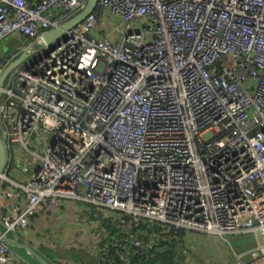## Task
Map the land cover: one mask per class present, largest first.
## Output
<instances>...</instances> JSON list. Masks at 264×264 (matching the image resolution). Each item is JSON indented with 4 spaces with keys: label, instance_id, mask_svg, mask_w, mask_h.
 <instances>
[{
    "label": "built area",
    "instance_id": "2783aa9c",
    "mask_svg": "<svg viewBox=\"0 0 264 264\" xmlns=\"http://www.w3.org/2000/svg\"><path fill=\"white\" fill-rule=\"evenodd\" d=\"M86 2L0 0V76L26 55L0 101V264L69 202L97 264H198L189 233L253 238L233 263L264 264V0H98L44 43Z\"/></svg>",
    "mask_w": 264,
    "mask_h": 264
},
{
    "label": "crops",
    "instance_id": "0c3cea01",
    "mask_svg": "<svg viewBox=\"0 0 264 264\" xmlns=\"http://www.w3.org/2000/svg\"><path fill=\"white\" fill-rule=\"evenodd\" d=\"M65 206L67 210L63 212V208H59L56 214L41 208L40 215L25 232L9 234L13 243L10 246L11 264H41L37 258L49 264H55L53 259H57L56 264H97L93 246L96 226L81 220L76 204L69 202ZM187 237L194 245L200 239L191 233ZM168 253L171 252L162 248L142 264H153L154 258ZM225 260L223 264H234L232 256Z\"/></svg>",
    "mask_w": 264,
    "mask_h": 264
},
{
    "label": "rangeland",
    "instance_id": "374dc122",
    "mask_svg": "<svg viewBox=\"0 0 264 264\" xmlns=\"http://www.w3.org/2000/svg\"><path fill=\"white\" fill-rule=\"evenodd\" d=\"M112 22L117 24L116 19H112ZM8 40L9 41H5L0 45V53H7L8 49L10 51L14 50L16 44L14 42V40H16L15 36L11 35ZM10 41H13V43ZM83 221L92 223L90 219H84ZM199 237L200 239L196 240V244L191 250V253L194 256L193 258L198 264H223L225 259H228L231 256L234 257L232 249L241 254L250 248L253 243V238L245 236L228 237L230 244L225 243V240L218 236L200 235ZM216 241L219 243H216ZM183 260V256L179 258L178 255L173 252L166 255L161 254L154 258L152 262L153 264H182ZM226 261L227 260H225V263Z\"/></svg>",
    "mask_w": 264,
    "mask_h": 264
},
{
    "label": "water",
    "instance_id": "95a60500",
    "mask_svg": "<svg viewBox=\"0 0 264 264\" xmlns=\"http://www.w3.org/2000/svg\"><path fill=\"white\" fill-rule=\"evenodd\" d=\"M98 0H87L86 5L83 10H81L79 13L74 15L73 17L69 18L62 24H60L59 27L49 31L43 38L44 43L49 44L57 39H59L65 32L73 29L78 24H80L83 20H85L96 8ZM26 55L21 56L17 60L13 61L11 64L8 65V67L4 70L2 75L0 76V101L2 98V89L5 86L6 79L8 78L11 71L19 65L22 60L25 58ZM7 161V154H6V148L5 143L2 137L1 128H0V174L3 172ZM4 241L9 245H13L9 237H5ZM41 264H47L41 259H38Z\"/></svg>",
    "mask_w": 264,
    "mask_h": 264
}]
</instances>
